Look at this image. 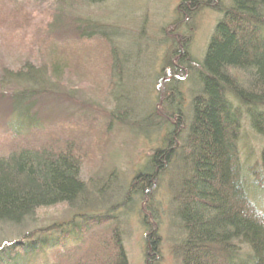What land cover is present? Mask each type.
Returning a JSON list of instances; mask_svg holds the SVG:
<instances>
[{
    "label": "trees",
    "instance_id": "trees-1",
    "mask_svg": "<svg viewBox=\"0 0 264 264\" xmlns=\"http://www.w3.org/2000/svg\"><path fill=\"white\" fill-rule=\"evenodd\" d=\"M35 1L25 0L30 6L23 8L16 0H0V20H24L20 29L31 28L36 19L26 12L31 6L39 13L45 3L43 12L49 15L45 26L36 30L39 42L26 40L31 48L28 56L17 57L25 62L22 69L13 73L6 65L0 66V90L5 91L0 92V123L8 129V137L25 140L27 135H21V130L53 132L50 125L56 126L54 116L58 114L48 113L47 108L44 111L45 104L52 106L51 102L66 98L67 86L84 83L89 85L88 92L97 87L90 82L94 80L90 72L83 70L92 63L83 62L85 52L75 49L68 53L53 44L51 35L82 43L103 41L108 47L104 60L107 95L115 103L110 120L129 134L135 127L145 136L163 130L167 141L151 153L146 167L133 176L120 199L130 202L133 196L151 197L158 177L179 161L180 172L171 181L179 175L171 190L174 208L169 222L176 230L172 250L181 264H264V0H229L228 9L215 2L223 18L215 26L203 59L191 62L178 51L168 54L161 68V75L168 74L171 80L168 93L163 99L157 94L156 101L146 105L144 117L132 97L127 101L126 94L113 96L121 89L119 76L131 86L137 73L142 76L140 70H133L137 57L127 28L76 16L81 8L104 0H44L39 8ZM202 2L186 0L179 13L189 16ZM3 21L2 28L7 24ZM113 37L118 45L112 43ZM39 49L45 54L38 53ZM142 64L145 71L151 68L147 61ZM183 79L196 84L195 88L190 85L196 96L191 98L186 116L178 91ZM155 103H162L172 116H159ZM131 116L136 118L128 122ZM53 136L51 148L10 146L0 153V225L19 228L37 210L71 207L85 195L76 137L68 135L69 140L65 137L57 142ZM78 217L82 222L75 224L73 219L65 224L68 230L65 225L54 227L50 240L24 239L0 245V264L2 260L4 264H30L43 252L57 254V264H127L121 233L114 223L109 228L105 216ZM95 228L99 233H93ZM71 242L79 244L69 251ZM156 245L154 242V249Z\"/></svg>",
    "mask_w": 264,
    "mask_h": 264
},
{
    "label": "rangeland",
    "instance_id": "rangeland-1",
    "mask_svg": "<svg viewBox=\"0 0 264 264\" xmlns=\"http://www.w3.org/2000/svg\"><path fill=\"white\" fill-rule=\"evenodd\" d=\"M185 1L104 0L97 5L81 8L76 14L77 18H89L109 27L127 28L129 31L132 36L134 57H137L133 59V70L137 72L140 70L142 76L137 73L132 86L128 80H125V77L119 76L118 86L121 89L114 91L113 96L119 97L122 93L126 94L127 101L132 97L138 105L136 109L141 111L140 114L143 117L146 115V105L150 102L154 103L157 94L160 95V99H163V96L168 93L167 85L171 81L170 77L168 74L161 75L166 56L172 51H178L191 62L202 60L208 42L214 34L215 26L223 18V14L217 12L215 2H219L223 9L231 7L229 0H209L208 2L204 0L205 2L199 5L195 13L184 16L179 13V7ZM16 2L24 4L23 8L30 6L25 3V0H16ZM35 2V6L39 8L44 0ZM6 3L9 4V1ZM42 6L39 13L33 6L26 11L36 18L29 29L19 28L24 24V20L21 19L2 18L0 20L1 22L5 20L3 24L7 23L3 28L0 27L1 68L6 65V70L13 73L22 69L25 62L17 57L28 56L29 45L25 44L26 40L38 43V31L36 30L45 26V18L49 17L43 12L45 3ZM69 22L67 21L68 24ZM32 36L37 37L33 40ZM51 38L55 46L67 50L68 53L75 49L85 52L83 62L88 64V61L92 60V63L89 69L83 66V70H86L85 73L90 72L94 78V80L90 79V82H95L97 87H91V91L88 92L89 85L84 83L78 86L77 84L67 86L65 95L68 94V96H64L66 98H60L57 103L51 102L52 106L51 104L48 106L50 102L45 104L44 111L47 108L48 113L52 111L58 114L54 116L57 121L56 126L49 124L53 132L40 133L21 130L20 134L27 135L26 139L14 140L8 137L9 134L6 132L8 129L2 127L3 124L0 123V153H6L10 146H26L30 150L47 149L53 145L52 142L50 143L51 135H55L53 139L56 138L57 142L65 141V137L69 140V136H75L77 140L74 144H77V149H79L77 160L80 166V177L84 180L86 187L85 198L80 196L79 202L77 201L71 207L55 205L37 210L30 218L31 220L26 221L19 228L13 229L10 226L0 225V245L24 239L33 241L47 238L50 240L55 235V232L51 231L54 227L64 226L73 219L74 222L80 218L79 215L87 218L105 216L109 221H107V227L110 228V225L114 223L120 230L127 264H181L172 250L176 230L172 229L171 222H169L174 208L172 204L174 193L171 194V190L173 191L179 175L176 177L177 180L171 181L175 178V172H180L178 170L179 161L172 162L158 177L151 197L133 196L130 202L120 199V193L129 186L133 176L146 167L151 153L167 144L165 143L167 142L166 132L162 130L155 133L156 131L152 130L149 136H145L142 134L146 133H143L140 127H135L129 134L124 132V128L119 127L114 119L110 120L109 116L115 103L107 95L109 92L106 88L108 69H106L104 60L108 47L103 41L94 39L82 43L64 36L51 35ZM112 43L118 45L116 39ZM38 53L45 54L42 49H39ZM142 61L151 64L148 71L142 68ZM189 83V79H183L178 88L180 98H182L181 108L184 116L188 114L191 98L196 96L193 90L196 84ZM98 89L101 91L96 92ZM15 91L14 89L13 92ZM0 92L5 91L0 90ZM156 109L159 116L166 114L172 116L168 110L163 108L162 103L156 104ZM132 118L135 119L136 116H131L128 122ZM157 119L159 122L160 118ZM172 120L175 121V118ZM45 136L49 138L48 142L45 141ZM37 138L40 139L39 143L31 146ZM11 140L14 142L11 143ZM111 182L114 184L111 185ZM78 222L81 223L82 220H76L75 224ZM65 226V230H68V225ZM97 231L99 228H95L93 233ZM26 235L27 238H23ZM154 242L155 245L157 244L155 249L153 248ZM72 243L67 246L69 251L77 248L79 244ZM238 247L242 250L241 246ZM35 258L36 260L30 264H44L46 260V264L58 263L57 254L53 255L52 252H43L41 256Z\"/></svg>",
    "mask_w": 264,
    "mask_h": 264
},
{
    "label": "bare ground",
    "instance_id": "bare-ground-1",
    "mask_svg": "<svg viewBox=\"0 0 264 264\" xmlns=\"http://www.w3.org/2000/svg\"><path fill=\"white\" fill-rule=\"evenodd\" d=\"M5 263V261L4 260H2V264H4Z\"/></svg>",
    "mask_w": 264,
    "mask_h": 264
}]
</instances>
